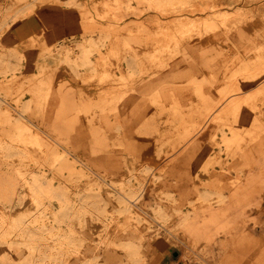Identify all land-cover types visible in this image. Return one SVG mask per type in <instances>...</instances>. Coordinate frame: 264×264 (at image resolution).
<instances>
[{
	"label": "crops",
	"instance_id": "0c3cea01",
	"mask_svg": "<svg viewBox=\"0 0 264 264\" xmlns=\"http://www.w3.org/2000/svg\"><path fill=\"white\" fill-rule=\"evenodd\" d=\"M113 1L0 0L1 155L11 138L28 129L39 137L48 157L58 150L110 188L128 191L131 198L115 197L113 204L131 206L132 217L110 220L151 224L147 229L130 227L132 232L123 234L141 237V244L122 238L112 252L116 260L97 264L142 262L139 249L149 245L154 232L180 230L182 214L192 210L197 197L203 207L194 223L196 228L203 223L197 230L204 233H186L190 244L222 236L218 246L224 257L219 261L236 264L241 246L251 244L248 232H254L255 214L263 208L264 99L251 107L256 111L245 105L235 110L218 105V92L237 77L235 86L242 94L264 93V70L249 69L252 62L264 61V26L256 15L228 34L220 29L182 39L176 35V20H195L200 14L163 15L147 0ZM121 2L130 4L118 10ZM104 3H111V9L105 10ZM64 5L77 8L79 31L60 23L64 18L55 6ZM104 14L110 18H96ZM90 16L93 26L88 24ZM84 27L95 32H84ZM173 30L174 38L162 42L163 34ZM51 45L54 49L48 51ZM62 48L72 49V55ZM61 65L73 70L78 84L56 79ZM198 69L200 75L194 73ZM218 75L228 84L214 83ZM136 126L135 134L149 139L133 134ZM25 148L29 152L9 155H35V150ZM1 165L0 200L13 210L0 209V214L2 220L15 219L25 203L17 190L26 185H20L14 169ZM64 169L59 164L53 170L28 171ZM91 214L92 221L98 219ZM177 239L185 245V258L195 253ZM198 258V264H208Z\"/></svg>",
	"mask_w": 264,
	"mask_h": 264
},
{
	"label": "rangeland",
	"instance_id": "374dc122",
	"mask_svg": "<svg viewBox=\"0 0 264 264\" xmlns=\"http://www.w3.org/2000/svg\"><path fill=\"white\" fill-rule=\"evenodd\" d=\"M21 1L20 4L26 3V0ZM131 1L136 4L139 3V0ZM130 2H121V8L118 10H122V7L130 4ZM113 3L120 4L117 0H114ZM147 3H152L163 15L186 13V15L200 14L202 16L195 20L185 18L176 20L180 28L176 31V35L182 39L191 36H202L220 29L228 34L236 24L242 21H254L256 15L264 26V0H147ZM110 4L104 3L102 6L105 10L111 9ZM92 5L98 6V3ZM55 8L61 11L59 15H62L61 18L65 19L60 21L62 25L75 26V30L79 31L76 28L79 25V13L76 7L64 5L55 6ZM96 18L105 20L110 17L104 14L97 15ZM94 20L90 16L88 24L93 26L96 24ZM106 30L102 29L100 31L105 33ZM83 31L95 32L90 27H84ZM110 31L112 32V29ZM174 32L173 30V32L164 33L162 42L173 39ZM69 42L71 41L69 40ZM51 49H54V45L49 46L48 51H51ZM62 50L68 55L73 53V50L69 48H62ZM259 52L261 53L263 50ZM196 53L194 55L199 57V52ZM249 69L262 72L264 61L252 62ZM194 73L200 75L201 71L198 69ZM253 78L249 77L247 79ZM56 79L58 81L67 79L73 84L79 82V77L73 75V70L68 69L65 65L59 67ZM100 80L103 81L105 78ZM236 80L237 77H232L228 84L227 80L219 75L214 79L216 84L225 85V82L228 84L225 89L218 92V105L225 103V106L235 108V110H238L240 105H245L251 111H256L252 110L251 107L261 98L264 99V93L242 94L240 89L235 86ZM256 87L261 86L257 85ZM212 92L217 93L216 90H212ZM2 106L7 105L3 103ZM38 120V118L35 119L34 123L37 124ZM137 128L138 126L133 128V134H135ZM22 134H16L10 139L9 146L3 155H1L0 143V168L2 169L1 164H3L7 165V168L14 169L13 175L15 174V177L19 179L20 185H26V187H20L17 190V195L23 198L25 202L22 206V213L15 219H11L10 216L4 217L3 220L0 214V264H72L75 261H81L84 264H97L102 260H116L112 252L114 246H117L122 238L129 240L132 244L133 242L136 244L142 243L141 237L135 235L127 238L123 237V234L132 232L130 227L147 229L148 225L151 224L150 222L110 220L112 217H132L129 213L131 206L113 204L115 197L125 196L131 198L127 190L110 188L102 180L94 178L90 172L85 170L82 164L58 150L48 157L44 153L37 135L32 136L31 131L28 129L22 131ZM135 135L149 139L148 136L146 138L142 133H136ZM10 146L11 149H9ZM25 147L35 150V155L33 157L9 155L15 152H29V150L26 151ZM225 148L227 153L230 152L229 143ZM216 163L219 162L216 161ZM59 164L61 167H66L60 173L28 171L32 168L40 169V171L44 168L53 170ZM235 181L237 179H234L231 184L233 185ZM59 182L63 183L59 184ZM108 202H111V205ZM261 203L263 208L254 217L255 225L253 228L255 230L254 232H248L251 235L248 236L251 244L241 246L242 250L238 259H236V264H264V201ZM10 206L0 200V209L12 211L13 208ZM201 207H203V200L197 197L192 203V210L185 211L182 214V218L178 222L180 230L174 229L168 232L161 229L160 232H154L149 245L139 249L143 260L137 264H198V256L208 260V264H226L219 261L224 257L218 246V241L221 240L222 236H215V241L209 243H196L193 245L190 244L188 236L185 235L186 233L191 235L204 233L197 230L203 227V223L200 228H196L197 226L194 223L202 211ZM116 209H118V213L113 215ZM192 212H194L193 217L187 220ZM91 213L97 214L98 219L92 221ZM140 216L135 215L136 218ZM140 233L145 232L141 230ZM116 235H120V237H116ZM177 238L187 245L190 244L195 253L188 255L189 258H185V245L178 242ZM92 244H96L97 248L91 247Z\"/></svg>",
	"mask_w": 264,
	"mask_h": 264
}]
</instances>
